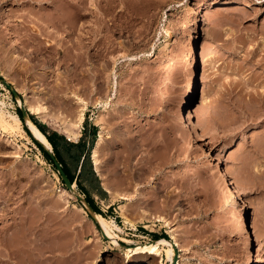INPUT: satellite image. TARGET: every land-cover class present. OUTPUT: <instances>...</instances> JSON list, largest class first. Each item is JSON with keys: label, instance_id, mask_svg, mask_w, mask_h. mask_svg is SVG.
<instances>
[{"label": "rangeland", "instance_id": "rangeland-1", "mask_svg": "<svg viewBox=\"0 0 264 264\" xmlns=\"http://www.w3.org/2000/svg\"><path fill=\"white\" fill-rule=\"evenodd\" d=\"M73 1L0 0V77L20 97L0 81V98L18 114L24 94L36 104L39 92L54 114L69 119L81 106L74 94L88 102L84 139L94 146L101 130L105 138L103 178L91 152L95 175L87 171L85 186L122 229L110 235L92 218L22 120L18 134L0 132V264H143L128 256L130 247L162 239L172 240L173 252L160 241L153 264H172L175 248L178 264H264V0H84L80 30L70 24ZM56 10L65 19L57 29L45 21ZM119 10L120 33L110 30ZM39 24L49 33L32 29ZM79 35L91 41L79 58L85 65L73 55ZM202 40L208 70L198 78ZM192 78L189 120L181 99ZM34 115L68 139L52 117ZM63 151L74 172L77 149ZM224 162L252 202L246 209L255 212L262 245L245 234ZM74 189L86 197L77 183ZM162 233L169 238L155 240Z\"/></svg>", "mask_w": 264, "mask_h": 264}, {"label": "bare ground", "instance_id": "bare-ground-1", "mask_svg": "<svg viewBox=\"0 0 264 264\" xmlns=\"http://www.w3.org/2000/svg\"><path fill=\"white\" fill-rule=\"evenodd\" d=\"M40 1V0H39ZM76 2L72 3L70 2V5L72 3L73 7L75 8L74 10H72L73 8H71V13L69 14L71 16V14L73 13V18L72 20L70 21L69 19L67 21H70L71 23L70 24H73L74 25V28L76 29V26L78 27L77 29H81L80 27L82 26L83 28V25L85 24V22H81V19L85 16H87V13H86V6L84 5V0H75ZM120 3H122V0H119ZM246 0H243V2H245ZM248 1V0H247ZM246 1V2H247ZM43 6V5H42ZM69 6V5H68ZM91 6H94V4H91ZM96 6V5H95ZM61 7V6H60ZM105 7V6H104ZM112 7L114 6H110L108 8V12L112 11ZM122 8V7H121ZM59 10V9H58ZM58 10H56V14H51L50 16H48V19L46 18L45 21H46V24L48 23H52V25H54V27L57 29L58 26L60 24H63V22H65V19L61 18L59 16V12H57ZM95 12V11H94ZM34 13V12H33ZM63 13V12H62ZM61 14V13H60ZM99 14V13H98ZM65 15V14H64ZM96 15V14H95ZM117 15V19L118 22L117 23H114V26L112 27L113 29H110L111 31H119L122 32V10H119L118 13L116 14ZM29 16V15H28ZM68 16V18L70 17ZM25 17V16H24ZM40 17V16H39ZM45 18V17H44ZM42 18V19H44ZM26 19V18H25ZM41 19V20H42ZM39 20V19H38ZM39 20V21H41ZM64 20V21H63ZM45 21H41L42 25L43 22L45 23ZM83 21V20H82ZM40 23V22H39ZM40 23V24H41ZM39 25H36V26H32V29L34 30H39L40 31V34L39 35H42L43 32H44V26H40ZM45 24V25H46ZM66 24V23H65ZM69 24V23H67ZM72 25V26H73ZM60 27V26H59ZM73 28V29H74ZM51 29V28H50ZM54 29V28H53ZM72 29V28H71ZM203 29V28H202ZM37 30V31H38ZM48 31V30H47ZM82 31V30H81ZM87 31V30H86ZM46 32V31H45ZM75 32V31H74ZM91 32V31H90ZM49 31L47 33H44V34H48ZM51 33V32H50ZM83 33V32H82ZM43 34V35H44ZM85 34H88L85 33ZM84 35V33L82 34ZM36 36V35H35ZM46 36V35H45ZM85 36V35H84ZM31 37V36H30ZM86 37V36H85ZM39 38V37H38ZM84 37H82L81 35L78 36L77 38V42H75L77 44V53L73 54L75 55V58L77 57V60H76V63H80L83 58H82V55H83V47L85 48V46H88V45H85V43L89 42V40L87 42H84L83 40ZM36 39V38H35ZM87 39V38H86ZM202 39V38H201ZM36 41V40H35ZM42 42V41H41ZM91 42V41H90ZM89 42V43H90ZM208 40H202L198 43L197 45V49L195 50V54L197 56V62H195L194 64V71L195 73L197 72L198 74V78H202L205 76L207 70H208V63H207V59L205 58V54H206V51L208 49V46L207 43ZM119 45L122 46V42L119 43ZM117 46V45H116ZM193 50V49H192ZM85 51V50H84ZM16 54V53H15ZM86 55V53H84ZM84 56V55H83ZM105 56V55H104ZM190 57V56H189ZM79 58H81V61H79ZM86 58V57H85ZM113 59V58H112ZM114 69H113V76L116 74L115 73V67H116V64L118 63V58H114ZM79 61V62H78ZM87 61L84 59L83 62H81L82 64H84V62ZM70 62V61H69ZM88 63V62H86ZM85 63V64H86ZM84 64V65H85ZM38 65V64H37ZM76 66H79V65H76ZM81 66V65H80ZM28 70V69H27ZM74 72V71H73ZM91 75V74H90ZM192 75V74H191ZM194 77V76H193ZM9 78V77H8ZM115 79V78H114ZM191 81L188 82V85L186 87V91L184 92L183 96H182V99H181V110H185L186 109V112H187V115L185 118L191 120L192 117L194 116L193 112H192V107L190 108V105H191V102L193 100V97H194V92H195V79L192 78L190 79ZM60 94V93H59ZM76 99L79 100V103L81 104L80 108H79V112L76 113L77 115L74 117V118H66L64 117L62 114H59V113H56L54 114L51 109L49 108V106L43 102L42 99H40V95H39V92H37L36 94V98L38 99L37 100V103L34 105L32 104L31 100L32 99L30 94L26 93L24 94V103L22 104V106H25L29 112L33 113V114H38V115H42L46 118V116H50L53 118V121H55V123L58 124V126L60 127V130L67 135L68 139H71V140H78L79 137H80V134H81V127H82V124L85 120V111H86V108L88 106V102L86 100H84L83 97L79 96L78 94H74ZM77 95V96H76ZM261 95V94H260ZM205 90L203 91L202 93V97H205ZM77 100V101H78ZM20 101V99H19ZM257 103V102H256ZM259 103L261 104L262 107H264V100H259ZM5 105H6V101L4 99H1L0 98V132L1 133H8V132H12V133H15L16 131L18 130H23V126H22V119L20 118L19 114L17 113H13L9 110H6L5 108ZM21 105V104H20ZM254 105V104H253ZM259 109V108H258ZM184 112V111H183ZM182 117V116H181ZM43 118V117H42ZM183 118V117H182ZM47 119V118H46ZM50 119V118H49ZM186 120V119H185ZM194 120V119H193ZM192 120V121H193ZM100 121V120H98ZM184 121V120H183ZM190 122V121H189ZM194 123H197L194 122ZM193 123V124H194ZM26 124H28V127L30 128L31 132L35 135V137H37L38 139H40V141H42V143H44V145L48 148V149H53V146L52 144L50 143V141L47 139L46 135L39 129V127L32 121V119L30 118H27L26 120ZM192 124V125H193ZM196 125V124H195ZM193 127V126H192ZM191 127V128H192ZM197 127H198V123H197ZM195 128V127H194ZM193 129V128H192ZM25 131V130H24ZM17 133V132H16ZM23 133V132H22ZM198 133V132H197ZM196 133V134H197ZM18 134V133H17ZM5 136V134H4ZM12 136V135H11ZM104 138H105V134L103 132V130L100 131L99 133V136L92 148V158H93V162H94V166H95V169L97 170V172L99 173V175L103 178V175L101 173V170H100V165H101V157H100V152H99V148L102 144V142L104 141ZM197 138V137H196ZM199 138V137H198ZM197 138V139H198ZM10 139V138H9ZM203 140V139H202ZM14 141V140H13ZM226 145V144H225ZM18 146V144H17ZM228 147V146H227ZM222 151V150H221ZM223 152V151H222ZM220 154V153H219ZM222 154V153H221ZM220 154V155H221ZM225 154V153H224ZM224 156V155H222ZM220 158V157H219ZM222 160V158H221ZM224 160V159H223ZM226 160V159H225ZM225 163V169L221 172V174L225 177L224 179H227V182L229 183V185H231L232 187H230V190H231V195H232V200L231 203L234 201V204L238 207V209L240 210V213L242 215V219H243V227H244V231H245V234L247 235L249 241H258V245L262 243L259 241V237L260 236V233L258 232L259 228L257 227V223H256V218H255V212H248V210L246 208H252L253 206L251 205L252 202L250 201V199H247V197L245 196L246 193H245V189L243 188V184L241 182V180L238 178V176L236 175L235 171L233 170V168H231V166L229 164H227L226 162ZM222 176V177H223ZM105 179V178H104ZM103 179V180H104ZM109 188V187H108ZM71 191H73V193L77 196V195H81L80 192L78 191H75L74 187L72 189H69ZM65 192H68L67 190ZM108 192H110L111 194H113V191L112 189L110 190V188L108 189ZM115 192V191H114ZM69 193V192H68ZM230 195V196H231ZM123 199L125 200H129L128 199V196H122ZM251 204H250V202ZM249 204V205H248ZM232 205V204H231ZM234 205H232L233 207ZM235 209V208H234ZM236 210V209H235ZM254 211V210H253ZM237 212V211H236ZM239 214V213H238ZM122 215L124 216L125 220L127 223L131 222V220H128L129 216H128V212L127 210L123 209L122 211ZM26 216V215H25ZM96 218L98 220V224L103 226V228L108 232L110 233V229L113 228V229H116V230H121V226L114 220V219H109L107 218L106 216H104L102 213H96ZM163 218V217H162ZM241 219V218H240ZM132 223V222H131ZM25 225V224H24ZM100 225V226H101ZM241 229V227H240ZM103 230V229H102ZM104 232V230H103ZM23 233V232H22ZM105 234V232H104ZM111 235V233H110ZM254 237V239H253ZM246 238V237H245ZM162 239V238H161ZM245 240V239H244ZM161 242H166L168 243L169 246H165L166 247V250H167V254L168 256L170 254H172L173 252V248H172V240H168V239H162L160 240ZM160 241H152V242H148V243H145V244H139L135 247H130L129 251H127V253L129 252L128 256H135L137 255V258L140 259L143 264H153V259L158 256V255H161L162 253V247L160 246ZM246 241V240H245ZM176 243V241H174ZM260 242V243H259ZM246 244V243H245ZM255 244V243H254ZM255 246V245H254ZM256 247V246H255ZM174 248H175V245H174ZM249 249V248H248ZM257 249V247H256ZM256 249L254 248V251H256ZM258 250V253H259V248L257 249ZM251 251V250H250ZM262 252V251H260ZM257 253V251H256ZM258 255V254H257ZM116 257V255H115ZM109 258V257H108ZM107 258V259H108ZM119 258V257H117ZM116 258H114L115 260ZM111 261V260H110ZM112 262V261H111ZM111 264V263H110ZM178 264V263H177Z\"/></svg>", "mask_w": 264, "mask_h": 264}, {"label": "trees", "instance_id": "trees-1", "mask_svg": "<svg viewBox=\"0 0 264 264\" xmlns=\"http://www.w3.org/2000/svg\"><path fill=\"white\" fill-rule=\"evenodd\" d=\"M18 114H19L20 118L24 121V118H23V115H22V111H21L20 108L18 109ZM29 115H30V119H32V121L46 135L47 139L52 144L54 156L62 164V167H63L64 171L66 172V174L68 175L69 179L73 183L74 182L77 183V185L80 188V190L83 191V193L86 195V197H85L86 200L93 207L95 212L96 213H101V211L99 209H97L94 206L93 202L91 201L90 195H89L90 192H89L88 188L85 186V178L87 176V171L90 169V170H92V173L95 175V172L93 171V169H91V166L88 165L91 162L90 161L91 160L90 159V155H91L92 148H93V142L88 144V142H86V140L84 139V135L85 134H82L81 138L77 142L70 141L64 135L60 134L56 130H52L51 132H49L48 131V126L46 124H44L41 121H39L38 118L34 114L30 113ZM25 129L28 132V134L32 137L34 142L37 144V146L43 151L45 156L53 163L54 162L53 161L54 158L52 157V155H50L47 152V150L37 140H35L33 138L32 133L30 132L28 127H25ZM93 130H94V137H96L97 136V132H96L97 131V127H94ZM54 134H57L60 137H62V139L64 140L63 145H61V146L58 145V143L56 142V140L53 137ZM64 146H66L67 149H69V148L70 149H72V148L77 149V151L74 153V156L76 158V168H75L74 172H72V170H71V168H70V166L67 163V160L65 158V154H64V151H63V147ZM75 191H77V190H75ZM160 238H169V236L167 234L164 235V233H162V235L157 236L155 238V240L160 239Z\"/></svg>", "mask_w": 264, "mask_h": 264}, {"label": "water", "instance_id": "water-1", "mask_svg": "<svg viewBox=\"0 0 264 264\" xmlns=\"http://www.w3.org/2000/svg\"><path fill=\"white\" fill-rule=\"evenodd\" d=\"M0 81L2 83H4L13 93V95L18 99L20 98L19 97V94L17 92V90L12 86V84L8 83L4 78H1ZM20 108H21V111H22V115H23V118L26 122L27 118H30L29 116V111L28 109L25 107V106H22L20 105ZM28 129L30 130V128L28 127ZM31 132V130H30ZM32 133V132H31ZM32 136L35 140H37L46 150L47 152L53 156L54 158V162L59 170V173L61 174V177L63 179V181L65 182V185L68 189H72L74 187V183L69 179L68 175L66 174V172L64 171L63 167H62V164L55 158L54 156V153L53 151H51L50 149H48L44 143H42V141H40V139H38L37 137H35V135L32 133ZM77 197L85 204V206L87 207V209L89 210V212L91 213V216L92 218L98 223V220L96 218V212L95 210L93 209V207L89 204V202L86 200L85 197H83L82 195H77ZM103 231V230H102ZM104 234V232H103ZM105 235V234H104ZM175 252H176V255L174 257V261L172 264H177V261H178V250L175 248Z\"/></svg>", "mask_w": 264, "mask_h": 264}, {"label": "crops", "instance_id": "crops-1", "mask_svg": "<svg viewBox=\"0 0 264 264\" xmlns=\"http://www.w3.org/2000/svg\"><path fill=\"white\" fill-rule=\"evenodd\" d=\"M30 116V115H29ZM84 127V126H83ZM87 127H88V125H87ZM84 129H85V127H84ZM83 129V130H84ZM48 131L49 132H51L52 130H50L49 128H48ZM83 132L84 131H82V129H81V134H80V136L83 134ZM53 137H54V139L56 140V142L58 143V145H63V143H64V140L62 139V137H60L59 135H57V134H54L53 135ZM143 236H145V235H143Z\"/></svg>", "mask_w": 264, "mask_h": 264}, {"label": "built area", "instance_id": "built-area-1", "mask_svg": "<svg viewBox=\"0 0 264 264\" xmlns=\"http://www.w3.org/2000/svg\"><path fill=\"white\" fill-rule=\"evenodd\" d=\"M82 129H84V127L82 126ZM62 186H64V183H61Z\"/></svg>", "mask_w": 264, "mask_h": 264}]
</instances>
